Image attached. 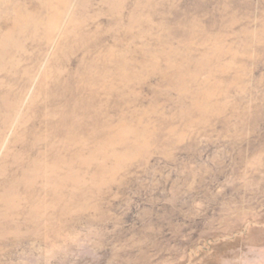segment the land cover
<instances>
[{"label":"rangeland","instance_id":"rangeland-1","mask_svg":"<svg viewBox=\"0 0 264 264\" xmlns=\"http://www.w3.org/2000/svg\"><path fill=\"white\" fill-rule=\"evenodd\" d=\"M0 264H264V0H0Z\"/></svg>","mask_w":264,"mask_h":264}]
</instances>
